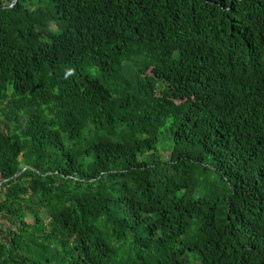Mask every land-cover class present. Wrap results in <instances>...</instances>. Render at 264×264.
Returning a JSON list of instances; mask_svg holds the SVG:
<instances>
[{"label":"trees","instance_id":"1","mask_svg":"<svg viewBox=\"0 0 264 264\" xmlns=\"http://www.w3.org/2000/svg\"><path fill=\"white\" fill-rule=\"evenodd\" d=\"M0 194V264H264V0H0Z\"/></svg>","mask_w":264,"mask_h":264},{"label":"rangeland","instance_id":"2","mask_svg":"<svg viewBox=\"0 0 264 264\" xmlns=\"http://www.w3.org/2000/svg\"><path fill=\"white\" fill-rule=\"evenodd\" d=\"M0 197L2 198V200H6L5 195H4V197H3V196L0 194ZM27 201H28L27 199H23V200H22V199L12 200V205H13V206H17L18 203H23V202H27ZM0 221H1V220H0ZM0 227H3V226L0 224ZM9 227H10V226H9ZM12 228L14 229L15 226H12V225H11L10 229L7 228V227H4V229H8V230H4V231H3V235H5L7 241L9 240L8 232H9Z\"/></svg>","mask_w":264,"mask_h":264},{"label":"water","instance_id":"3","mask_svg":"<svg viewBox=\"0 0 264 264\" xmlns=\"http://www.w3.org/2000/svg\"><path fill=\"white\" fill-rule=\"evenodd\" d=\"M13 3H16V0H13Z\"/></svg>","mask_w":264,"mask_h":264}]
</instances>
